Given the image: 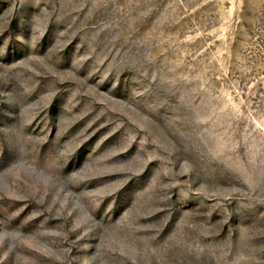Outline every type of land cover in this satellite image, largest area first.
<instances>
[{"label":"rangeland","instance_id":"1","mask_svg":"<svg viewBox=\"0 0 264 264\" xmlns=\"http://www.w3.org/2000/svg\"><path fill=\"white\" fill-rule=\"evenodd\" d=\"M0 264H264V0H0Z\"/></svg>","mask_w":264,"mask_h":264}]
</instances>
